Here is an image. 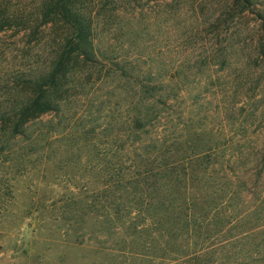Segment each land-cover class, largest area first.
<instances>
[{
	"label": "rangeland",
	"instance_id": "374dc122",
	"mask_svg": "<svg viewBox=\"0 0 264 264\" xmlns=\"http://www.w3.org/2000/svg\"><path fill=\"white\" fill-rule=\"evenodd\" d=\"M70 2L90 21L92 60L113 61L114 70L69 56L63 76L44 85L62 97L28 125L26 134L36 137L31 163L0 166V264H119L64 218L63 187L87 177L65 182L63 173L70 164L95 162L89 153L106 150L124 122L130 125L126 109L134 103V86L128 77L136 70L162 82L167 117L178 114L181 133L198 127L208 139L231 138L234 155L236 139L248 138V161L264 142V0ZM46 11L45 0H0V110L24 102L34 86L23 78L44 80L69 38L66 23ZM38 149L70 164L53 170L41 163ZM231 160L235 170L241 159ZM259 183L264 191V173ZM250 195L241 196L243 206L233 200L232 208H246L255 200ZM92 223L87 219L85 227ZM258 241L235 244L230 264H252L264 254V226Z\"/></svg>",
	"mask_w": 264,
	"mask_h": 264
},
{
	"label": "trees",
	"instance_id": "16d2710c",
	"mask_svg": "<svg viewBox=\"0 0 264 264\" xmlns=\"http://www.w3.org/2000/svg\"><path fill=\"white\" fill-rule=\"evenodd\" d=\"M45 5L46 14L69 27V38L44 80L23 78L22 83L34 86L24 102L0 110L1 167L31 163L36 137L26 130L56 108L62 96L54 91L48 94L44 85L63 76L65 60L72 56L86 64L95 58L90 21L78 7L70 0H45ZM108 62L93 61L114 70L115 63ZM143 72L136 70L135 77H128L134 86V103L126 109L131 112L130 125L124 122L121 135L107 140L106 150L89 153V161L97 162L78 168L68 157L60 159L38 149L41 163L53 170L70 164L63 173L65 182L87 177L85 182L63 187L61 213L78 236H85L119 264H230L235 244L253 246L262 240L255 243L264 226V191L257 189L264 173V142L248 161L244 159L248 138L236 139L240 150L234 155L228 147L231 138L208 139L195 131L198 127L181 133L178 114L174 120L167 117L168 95L162 82ZM231 156L241 159L235 170L229 168ZM255 191L260 195L255 196ZM249 193L255 200L234 210L233 200L242 205L241 196L245 199ZM87 219L93 223L85 227ZM260 256L251 258L252 264H264Z\"/></svg>",
	"mask_w": 264,
	"mask_h": 264
}]
</instances>
